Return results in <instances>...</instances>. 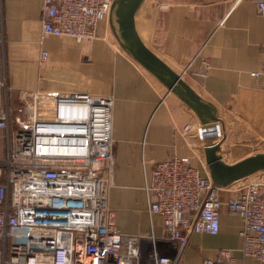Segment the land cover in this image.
Segmentation results:
<instances>
[{
	"label": "crops",
	"instance_id": "1",
	"mask_svg": "<svg viewBox=\"0 0 264 264\" xmlns=\"http://www.w3.org/2000/svg\"><path fill=\"white\" fill-rule=\"evenodd\" d=\"M42 3L3 0L6 43L4 53L0 52L5 63L0 73L9 85L11 110L18 103L27 104L34 91L113 96L114 171L109 204L116 212L117 227L123 233L143 236L148 252L154 237L163 232L162 216L148 209L146 184L154 164L187 155L193 165L208 172L201 158L199 118L108 38L103 25L90 42L70 36L42 37ZM136 27L145 44L212 102L219 115L233 108V120L245 123L247 133L241 136L245 140L229 145L221 124L228 118L218 117L225 161L233 163L253 154L236 157L255 142L262 140L264 147V75H252L264 65V16L259 15L255 0H143ZM43 50L47 51L45 58ZM12 117L14 124L13 112ZM242 180L223 189L221 196L233 197ZM241 224L238 215L224 209L219 233H192L180 264H202L224 247L234 250L236 264H261L240 251ZM143 258L149 260L148 255Z\"/></svg>",
	"mask_w": 264,
	"mask_h": 264
},
{
	"label": "built area",
	"instance_id": "2",
	"mask_svg": "<svg viewBox=\"0 0 264 264\" xmlns=\"http://www.w3.org/2000/svg\"><path fill=\"white\" fill-rule=\"evenodd\" d=\"M113 1L43 0L42 37L96 39ZM255 2L264 16V0ZM1 7L2 0V44ZM252 75H264V65ZM9 94L0 76V130L7 133L0 157V264H180L192 233H219L224 209L241 219L240 251L264 264V171L244 178L236 194L224 199L225 188L189 156L155 163L146 184L148 209L162 216L163 232L149 253L143 236L117 227L109 204L113 96L34 91L13 124ZM202 264H236L234 250L220 248Z\"/></svg>",
	"mask_w": 264,
	"mask_h": 264
},
{
	"label": "water",
	"instance_id": "3",
	"mask_svg": "<svg viewBox=\"0 0 264 264\" xmlns=\"http://www.w3.org/2000/svg\"><path fill=\"white\" fill-rule=\"evenodd\" d=\"M143 0H114L109 24L121 47L175 93L198 116L204 161L212 181L221 187L264 171V152L250 154L228 163L221 154L218 109L202 97L181 74L145 44L136 27V13Z\"/></svg>",
	"mask_w": 264,
	"mask_h": 264
},
{
	"label": "rangeland",
	"instance_id": "4",
	"mask_svg": "<svg viewBox=\"0 0 264 264\" xmlns=\"http://www.w3.org/2000/svg\"><path fill=\"white\" fill-rule=\"evenodd\" d=\"M1 11H2V16H3L2 22H3V32H4V29H5V17H4V10H3V0H2ZM102 25H103V28H104V32L107 34V37L110 38V39H112L113 42H115L116 45H118V47H120L119 42H118L117 38L115 37V35H114L111 27H110L109 19L108 20L102 19L100 21V23H99L98 29H100V26H102ZM98 36H99V33H98ZM4 43H6L5 42V37H4V42L2 44L0 43L1 44V48H0L1 54H3L4 53V50H5ZM1 57L2 56H0V71L2 70L1 68L4 67V64H5L3 62L4 59L1 58ZM2 72H3V70H2ZM0 76H1V78H3V76H5V75H3V74L0 73ZM11 94H12V97H13L14 94H13L12 91H11ZM1 101L2 100H1V97H0V105L2 104ZM24 106H25V103H18L16 105V107L15 106L12 107V110H13L12 112H13L14 118L17 117V116H19L20 114H22V112H21L20 109L21 108H24ZM225 113L227 115L226 114L219 115V113H218V117L221 116V118H223V119H224V117H227L228 118L227 120L225 119V120H222L221 121V124H222V127H223V135H224L223 137L225 138V140L228 141L229 145L230 144L231 145H234L237 142H241V141L245 140L244 137H241L242 135H244V134L247 133V130L245 128L246 126L244 125L245 123L237 122V121L233 120V108L227 109V111ZM248 133H249V131H248ZM252 133H254V132H251L250 133V136L253 135ZM220 138H222V137L220 136ZM251 140H252V142L253 141L255 142V139L254 138H251ZM6 142H7V133L4 130L3 131L0 130V157L1 158L5 155V145H6ZM261 142H262V140H261ZM261 142L260 141L258 143L255 142V144L253 145V147L251 149H249L246 153L236 155V157L237 158L238 157H242V156L246 155L247 153H252V152L254 153V152H257V151L262 150L264 147L261 145ZM201 158L203 159L204 156H201ZM245 180L243 179L241 181L242 184L244 183Z\"/></svg>",
	"mask_w": 264,
	"mask_h": 264
}]
</instances>
